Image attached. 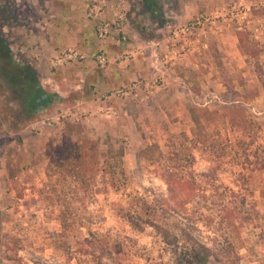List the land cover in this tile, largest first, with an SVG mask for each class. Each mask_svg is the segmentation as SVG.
I'll return each mask as SVG.
<instances>
[{
    "label": "rangeland",
    "instance_id": "obj_1",
    "mask_svg": "<svg viewBox=\"0 0 264 264\" xmlns=\"http://www.w3.org/2000/svg\"><path fill=\"white\" fill-rule=\"evenodd\" d=\"M21 2L23 7H15L12 0H0L1 10H17L16 16L8 17L6 39L14 57L30 60L42 86L57 94L60 102L41 109L20 128L19 105L4 104L0 98V264H78L79 258L86 261L83 264H92L78 252L77 243L86 234L84 227L74 229L73 238L60 237L61 205L73 208L74 217L90 216L95 222L93 230L109 233L124 243L125 250L138 253L140 258L135 257L133 264H146L148 255L154 258L153 264H175V260L170 251L157 252L146 231L132 230L119 217V210L128 208L130 195L146 196L164 205L185 201V208L193 209L197 216H213V223L198 225V236L205 242L220 239L222 231H216L214 222L219 221L224 205L233 207L234 197L238 200L249 193L255 211H264L259 175L253 176L245 192L237 177L240 166L215 165L206 154L187 151L185 141L191 139L194 127L189 108L223 114L218 104L232 103L247 109L264 136V99L252 73L255 63L264 62V0H111L100 18L123 17L119 36L124 35L125 40L121 42H117L118 33L105 40L97 38L98 19L87 16L91 0H83L86 20L95 22L94 29L87 27L85 32L95 36L91 48L100 41L113 42L115 54L110 58L103 51L92 50L86 55L79 48H68L82 59L56 67L48 54L39 53L38 59L34 55L28 37L32 13L27 1ZM4 22L0 18L1 26ZM195 22L198 25L188 30L187 25ZM253 50L258 54L252 55ZM99 54L107 59L104 66L95 61ZM87 60L95 62L94 71L85 65ZM107 66L123 77L119 79L123 84L105 89L97 83L96 75ZM119 91L126 93L117 95ZM223 93L231 103L221 101ZM234 114L228 112L227 118ZM207 128L213 132L221 127L211 122ZM66 137V145L61 147ZM80 144L88 151L84 157L91 176L122 153L126 188L102 194L96 193L101 188L97 177L84 187L59 181L54 164L48 177V156L57 152L56 161L65 165L66 159L77 156ZM187 152L193 157L190 165L183 160L186 167L181 170L182 164L177 169L178 158ZM164 166L180 175L192 173L199 187L188 192L181 186L179 197L172 196L161 175ZM239 230L243 243L236 245L226 264H264V231L254 223ZM104 257L108 264H116Z\"/></svg>",
    "mask_w": 264,
    "mask_h": 264
},
{
    "label": "trees",
    "instance_id": "obj_2",
    "mask_svg": "<svg viewBox=\"0 0 264 264\" xmlns=\"http://www.w3.org/2000/svg\"><path fill=\"white\" fill-rule=\"evenodd\" d=\"M6 38L0 23V98L4 104L19 105L23 116L20 128H23L37 117L41 109L49 108L57 100L60 102V98L42 86L39 73L30 60H17L14 57ZM251 53L258 54L256 50ZM252 73L258 80L264 99V62L255 63L252 66ZM227 96L228 94L223 93L220 96L221 101L231 103ZM218 105L224 111L223 114H218L217 110L210 111L208 108H189L188 112L194 127L191 139L185 140L186 144H189L186 149L187 151L193 149L202 155L206 154L215 165L231 163L240 166L242 172L240 171L237 177L243 182L242 189L245 192H248L247 185L253 176L259 175L262 179L260 199L264 206V136L259 134L260 125L245 107L233 103ZM228 112H235V117L227 118ZM211 122L217 123L221 128L209 132L207 125ZM66 142L67 137L62 141L61 147H65ZM76 151L77 156L66 159L65 165L56 161L57 152L48 156L49 163L46 170L48 177L51 176L50 172L54 164L58 168L59 181L80 183L84 187L97 177L101 188H98L96 193L102 194H107L109 191L119 193L126 188L120 160L122 153H117L113 162L102 164L97 173L91 176L86 168L84 155H87L88 151L84 144L77 145ZM159 155L164 154L159 150ZM192 159V155L187 152L186 156L184 154L178 158L177 169L183 164V160L190 165ZM185 167L183 164L181 170ZM163 168L161 175L172 196L177 197L178 194L179 197V192H183L181 186H185V191L188 192H193L199 187L195 184L192 173L186 172L180 175L174 168H169L170 170L165 169V166ZM84 190L88 191L87 188ZM248 197L249 193H244L238 200L234 197L235 204L231 209L225 205L222 207L219 211V221L214 222V227L218 229L216 231H222L219 233L220 239H208V242L199 238L198 225L202 223L207 226L213 223L215 218L197 216L193 209L185 208V204L188 203L185 201L173 205L165 204V206L164 203L148 199L146 196L130 195L126 200L128 208L120 209L119 217L129 224L132 230L146 231L147 237L151 238L150 244L153 239V244L157 245V252L170 251L175 264H226V261L232 257L231 253L235 251L236 245L243 243L239 229L254 223V227L264 231V223L261 222L264 220V211H255L254 204L248 201ZM60 208V237L73 238L74 229L84 227L86 234L77 243L78 252L81 257H88L92 264H108L103 260L106 255L116 264H133L135 257L140 258L138 253L125 250L124 243L116 238L112 239L109 233L93 230L95 222L90 216L77 218L73 216L75 212L73 208L65 205H61ZM84 214L87 215L86 210ZM237 258L241 259L240 256ZM153 260L150 255L145 258L146 264H153ZM85 262L78 259V264Z\"/></svg>",
    "mask_w": 264,
    "mask_h": 264
},
{
    "label": "crops",
    "instance_id": "obj_3",
    "mask_svg": "<svg viewBox=\"0 0 264 264\" xmlns=\"http://www.w3.org/2000/svg\"><path fill=\"white\" fill-rule=\"evenodd\" d=\"M12 1L15 7L19 5L20 7L24 6L21 2L23 0ZM25 1L28 3V10L32 13L33 18L31 22L32 33H30L28 37L31 43L30 45L35 48L34 51L36 52L34 55L45 53V55L48 54L47 56L53 58L68 48H79L81 52H85L86 55H89L88 53L92 52V50L96 51V53H101V51H103L110 58L115 54L113 42L98 41L99 44L94 47L95 50L92 49L93 47L91 48L90 40L95 38V36H89L85 34V32L87 27H93L94 29L95 22L86 20L83 0ZM22 9L23 8H21V13H19L20 18L24 17ZM10 15L13 17L16 16L17 10L11 11L8 7L3 10L0 9V18L3 17L5 19L2 30L6 35L10 30L7 23L9 20L8 17H11ZM131 24L133 23L131 22ZM130 28L131 27L128 26L126 31H130ZM130 34L132 35L133 33L131 32ZM109 63L112 64L113 59H110ZM85 65H88L87 67L90 68L89 71H94V61L90 62V60H87L85 61ZM99 74V77L96 75L97 83L105 89L113 87L115 84H123V77L116 75L117 72L114 71V67L107 66L102 72L100 71ZM63 79L64 81H69L68 78Z\"/></svg>",
    "mask_w": 264,
    "mask_h": 264
},
{
    "label": "built area",
    "instance_id": "obj_4",
    "mask_svg": "<svg viewBox=\"0 0 264 264\" xmlns=\"http://www.w3.org/2000/svg\"><path fill=\"white\" fill-rule=\"evenodd\" d=\"M110 1L111 0H91L87 16L93 19H98L96 25V36L99 40L108 39L113 33H118L117 42H121L125 40L124 35L120 34L121 36H119V32L121 33L122 31L121 26L123 25V17L119 16L117 19L115 18L111 21H106L105 19L100 18L102 15V9L107 6ZM194 25H198V22L189 23L187 25L188 30L193 28ZM77 59H82V56L76 50L68 49L53 57L51 59V65L55 67L61 66ZM95 61L101 66H104L107 63L106 57L102 54L96 55ZM133 88H135V85H133ZM125 93L126 92L124 91H119L117 95Z\"/></svg>",
    "mask_w": 264,
    "mask_h": 264
}]
</instances>
